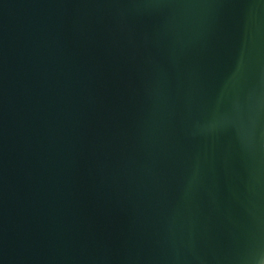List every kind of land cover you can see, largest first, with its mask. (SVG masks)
<instances>
[{
    "label": "water",
    "instance_id": "95a60500",
    "mask_svg": "<svg viewBox=\"0 0 264 264\" xmlns=\"http://www.w3.org/2000/svg\"><path fill=\"white\" fill-rule=\"evenodd\" d=\"M0 264H264V0H0Z\"/></svg>",
    "mask_w": 264,
    "mask_h": 264
}]
</instances>
